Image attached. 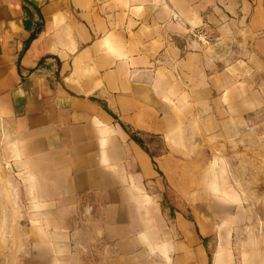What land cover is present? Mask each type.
Returning <instances> with one entry per match:
<instances>
[{"label":"crops","instance_id":"0c3cea01","mask_svg":"<svg viewBox=\"0 0 264 264\" xmlns=\"http://www.w3.org/2000/svg\"><path fill=\"white\" fill-rule=\"evenodd\" d=\"M0 264H264V0H0Z\"/></svg>","mask_w":264,"mask_h":264},{"label":"rangeland","instance_id":"374dc122","mask_svg":"<svg viewBox=\"0 0 264 264\" xmlns=\"http://www.w3.org/2000/svg\"><path fill=\"white\" fill-rule=\"evenodd\" d=\"M152 150H154L153 146H152ZM164 151H166L165 148H164ZM168 175L170 176V174H168ZM163 182H164V190L166 191V193L170 194L173 192V195L176 194V191L174 189L178 188L181 190L184 187V185L186 184L185 181H183V180H172V179H166V178H164ZM230 182L234 188L235 187L237 188V190L242 189L241 181H235L234 179H232V181H230ZM242 182H244V181H242ZM213 183L218 184V181H213ZM174 196L176 198V195H174ZM174 196L168 195L166 197V199L164 201V208L165 209L172 208L173 202H175ZM178 198H181L178 202L179 205H186L185 200H184V202H182L181 196H179ZM194 204L195 205H193V204H191V205L196 212L193 213L192 212L193 209H189V213L195 222L196 228L199 230L197 223L200 224V228L202 229V212L196 210L198 203L194 202ZM218 215H219L218 213H211V228L209 229V232H211L212 234L210 237V244H209V248H208V253H209V256L211 258L214 256L215 251H216L217 247L219 246L218 245V240H219L218 239V232L222 231L223 237H227L229 235V233H228L229 229H225V228L219 229L218 227H215V224L219 223L218 222L219 221ZM248 215H250V214L248 213ZM249 223L250 222H248L247 224H249ZM233 230H234V232H233L234 244L232 245V251L234 253V256H235L237 262H239L238 257H240L242 252H244V245L242 242L239 243V241L242 240L243 237H244L243 239H246V237H249L252 232L256 236V229L251 230L250 228L244 227V228L238 229V231H236V232H235V229H233Z\"/></svg>","mask_w":264,"mask_h":264},{"label":"trees","instance_id":"16d2710c","mask_svg":"<svg viewBox=\"0 0 264 264\" xmlns=\"http://www.w3.org/2000/svg\"><path fill=\"white\" fill-rule=\"evenodd\" d=\"M127 128V127H126ZM129 131H130V133H131V135H132V138L142 147V149H144V151H146L151 157H152V159H153V163H154V165H155V161H154V158H155V156H156V151H154V150H151L139 137H137L134 133H133V131H131L130 129H129ZM212 258L210 257V260H211Z\"/></svg>","mask_w":264,"mask_h":264},{"label":"built area","instance_id":"2783aa9c","mask_svg":"<svg viewBox=\"0 0 264 264\" xmlns=\"http://www.w3.org/2000/svg\"><path fill=\"white\" fill-rule=\"evenodd\" d=\"M193 34H194V36H196L202 40L207 41L209 39V33L204 28L195 30Z\"/></svg>","mask_w":264,"mask_h":264}]
</instances>
